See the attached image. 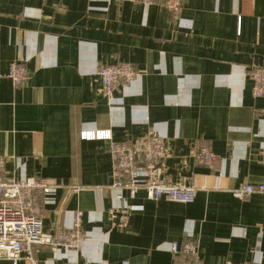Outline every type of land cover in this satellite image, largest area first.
Listing matches in <instances>:
<instances>
[{
	"label": "crops",
	"instance_id": "obj_1",
	"mask_svg": "<svg viewBox=\"0 0 264 264\" xmlns=\"http://www.w3.org/2000/svg\"><path fill=\"white\" fill-rule=\"evenodd\" d=\"M183 4L175 20L164 0H0L2 173L60 184L42 198L44 230L82 210L91 237L78 251L41 248L39 264H183L171 244L196 239L205 264H264V194L231 192L264 183V96H253L249 76L264 66V0ZM13 62L26 66L25 81L8 76ZM123 63L142 73L108 98L98 71ZM93 129L128 144L162 135L172 152L165 175L195 181V201L111 188L108 141L81 137ZM203 146L218 155L213 168L195 161ZM114 206H132L125 228L112 225Z\"/></svg>",
	"mask_w": 264,
	"mask_h": 264
},
{
	"label": "built area",
	"instance_id": "obj_2",
	"mask_svg": "<svg viewBox=\"0 0 264 264\" xmlns=\"http://www.w3.org/2000/svg\"><path fill=\"white\" fill-rule=\"evenodd\" d=\"M118 3L130 1L151 4L152 0H114ZM175 20L181 19L183 0H164ZM130 63L102 66L98 75L102 82L103 94L111 97L120 84H129L141 75ZM8 76L17 83L27 79L28 70L23 63L13 62ZM253 96H264V66L251 70ZM83 139L108 141L112 156L111 188L128 190L135 198L140 191L154 200L165 198L180 203L194 202L199 190L195 181L173 182L165 175L166 162L171 158V149L162 135L153 133L133 140L130 144L114 139L111 130H84ZM218 155L208 146L200 147L195 154L198 165L213 168ZM5 159L0 156V259L12 264H39L37 252L49 248L53 252L62 249L78 251L80 246L91 238L82 229L83 211L76 210L70 226L46 232L43 227L42 198L61 187L47 178H9L2 173ZM217 188L219 185L216 186ZM70 188V187H68ZM87 186H71L72 191L87 190ZM239 199H248L255 194H264V183H244L231 190ZM132 206H114L110 209L112 225L125 228L130 220ZM170 250L188 257L183 264H205L199 239L180 244L174 242ZM58 264H78L76 260H61ZM246 264H254L247 262Z\"/></svg>",
	"mask_w": 264,
	"mask_h": 264
}]
</instances>
